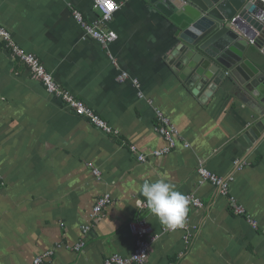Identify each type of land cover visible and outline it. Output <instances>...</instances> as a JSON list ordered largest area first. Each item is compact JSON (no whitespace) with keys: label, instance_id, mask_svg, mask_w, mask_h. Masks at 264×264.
Wrapping results in <instances>:
<instances>
[{"label":"crops","instance_id":"0c3cea01","mask_svg":"<svg viewBox=\"0 0 264 264\" xmlns=\"http://www.w3.org/2000/svg\"><path fill=\"white\" fill-rule=\"evenodd\" d=\"M115 1L122 6L107 28L118 38L105 49L74 18L98 19L94 0H0V25L112 128L76 115L0 42V264H33L49 252L44 264L128 257L130 224L142 220L152 245L145 264H264V134L251 135L260 116L250 97L230 82L210 98L203 85L194 95L174 71L173 24L151 0ZM158 113L177 143L160 156L170 143ZM202 166L229 179L246 215L200 177ZM158 180L205 204L190 207L187 231L167 232L151 212L141 186ZM106 194L112 203L94 215Z\"/></svg>","mask_w":264,"mask_h":264},{"label":"water","instance_id":"95a60500","mask_svg":"<svg viewBox=\"0 0 264 264\" xmlns=\"http://www.w3.org/2000/svg\"><path fill=\"white\" fill-rule=\"evenodd\" d=\"M260 2L264 0H151L175 28V73L195 87L196 96L202 85L209 90L207 98L226 82L238 86L260 116L251 130L256 141L264 134V68L248 53L255 47L264 54Z\"/></svg>","mask_w":264,"mask_h":264},{"label":"built area","instance_id":"2783aa9c","mask_svg":"<svg viewBox=\"0 0 264 264\" xmlns=\"http://www.w3.org/2000/svg\"><path fill=\"white\" fill-rule=\"evenodd\" d=\"M109 4L112 7H109ZM95 8L100 12V17L94 21H86L81 12L75 11L74 18L76 22L82 27L83 31L92 39L98 41L103 48L108 49L113 43L117 41V34L107 28V25L112 21L115 13L121 9V4L115 0H94ZM0 42L3 43L5 48L11 51L14 58L26 65L34 79H37L42 83L46 91L60 99L70 109L74 111L79 117L90 121L92 125L105 131V133H111L112 128L109 124L102 119L92 108L87 106L82 100L78 99L71 91L61 87L56 81L54 75L46 68L42 61L34 54L28 53L21 48L14 40L12 34L2 25H0ZM250 43L255 45V40H251ZM263 52V50H262ZM128 78V75L123 73L118 77L119 81L124 82ZM158 119L160 122L159 132L165 136L170 143L169 147L163 149L157 153L156 156L167 154L174 148L176 143V130L171 125L168 118L161 113H158ZM134 149V148H133ZM140 160H145L144 156H140ZM99 174V172H96ZM200 177L204 180H208L216 187L218 194L225 196L228 200L230 210L237 215H246V209L237 201L234 196L230 195L229 179L220 177L206 167L202 166L198 171ZM190 201V207L193 209H204L205 204L203 201L192 194L187 195ZM112 203L111 196L106 194L97 200V203L93 209L94 215L98 216L101 212ZM189 214L184 222L183 227L171 230L166 227L167 232L175 231H187L189 229ZM257 228V225L254 224ZM130 229L135 236V249L134 252L128 256H122L114 254L105 260V264H145L150 257L151 252V240L148 239L150 235V229L145 221H138L137 223H131ZM90 230L89 227L84 229L87 233ZM82 244V243H81ZM79 244L77 249L82 245ZM52 253L49 252L45 256H39L34 259L33 264H44L46 259H51Z\"/></svg>","mask_w":264,"mask_h":264},{"label":"clouds","instance_id":"9594fccd","mask_svg":"<svg viewBox=\"0 0 264 264\" xmlns=\"http://www.w3.org/2000/svg\"><path fill=\"white\" fill-rule=\"evenodd\" d=\"M142 195L147 199L151 212L171 230L183 227L190 211L189 197L164 180L145 182Z\"/></svg>","mask_w":264,"mask_h":264},{"label":"trees","instance_id":"16d2710c","mask_svg":"<svg viewBox=\"0 0 264 264\" xmlns=\"http://www.w3.org/2000/svg\"><path fill=\"white\" fill-rule=\"evenodd\" d=\"M260 4L264 8V3L260 2ZM250 55L253 56L255 62L259 65V67L264 68V55L260 53V51L255 48H252Z\"/></svg>","mask_w":264,"mask_h":264},{"label":"snow or ice","instance_id":"6c2138e0","mask_svg":"<svg viewBox=\"0 0 264 264\" xmlns=\"http://www.w3.org/2000/svg\"><path fill=\"white\" fill-rule=\"evenodd\" d=\"M109 7L111 8V7H112V5H111V4H109Z\"/></svg>","mask_w":264,"mask_h":264}]
</instances>
